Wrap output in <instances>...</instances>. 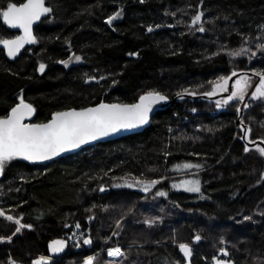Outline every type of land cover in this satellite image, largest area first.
I'll return each instance as SVG.
<instances>
[{
    "label": "trees",
    "instance_id": "trees-1",
    "mask_svg": "<svg viewBox=\"0 0 264 264\" xmlns=\"http://www.w3.org/2000/svg\"><path fill=\"white\" fill-rule=\"evenodd\" d=\"M7 2L0 0V7ZM46 4L53 11L36 26L37 43L14 60L7 59L0 47V116L19 102L21 92L36 109L35 122L47 121L56 111L101 101L133 103L151 89L169 98L181 93L183 99L158 111L141 132L44 165L20 159L8 163L0 179V207L32 228L0 242V264L11 258L30 264L77 222L87 230L84 239L91 237L93 242L65 257L81 259L101 250L117 221L113 243L123 246L125 258L137 264L189 263L172 243L195 247L190 245V264H215L213 257L230 264H264V155L256 148L244 151L236 102L222 109L216 107L217 99L200 97L211 91L218 77L234 70H264V53L257 49L264 43V0L202 4L201 0H46ZM121 9L122 16L107 24V17ZM199 10L204 13L205 32L196 30L199 24L190 27ZM149 26L152 32L147 31ZM15 35L0 17V38ZM241 46L255 56L249 60L248 55L230 57L222 51ZM131 52L139 56H130ZM73 53L83 58L81 63L69 67L59 63ZM40 63L47 66L44 73L38 71ZM89 77L105 79L87 84ZM183 89L197 95L186 96ZM217 109L221 110L213 114ZM241 118L251 129L249 140H264V102L254 104ZM178 163L202 167L178 170L174 167ZM196 171L200 193L173 187L182 174ZM128 173L148 180L165 178L148 192L115 187L116 178L111 177ZM102 183L107 192H99ZM147 200L156 206L170 202L192 214L144 228L133 222L134 211L127 214L138 201L147 207ZM245 216L252 219L244 220ZM16 227L14 221L0 217V236L12 235ZM197 234L199 242L194 241ZM94 257V264L109 261L104 249Z\"/></svg>",
    "mask_w": 264,
    "mask_h": 264
},
{
    "label": "snow or ice",
    "instance_id": "snow-or-ice-1",
    "mask_svg": "<svg viewBox=\"0 0 264 264\" xmlns=\"http://www.w3.org/2000/svg\"><path fill=\"white\" fill-rule=\"evenodd\" d=\"M143 2V0H141ZM203 0H201V4ZM53 9L46 4V0H24L22 3L12 2L8 0L6 6L0 7V17L3 22L12 27L22 30V35H17L11 39L0 38V45H2L7 55L11 58L17 57L21 49L26 44H34L38 42V38L33 33V25L35 22L40 21L41 17H46L47 14L52 13ZM123 9L115 12L113 15L107 17L106 23L111 25L114 20L121 17ZM175 16V13H171ZM203 11L198 12L192 17L191 26L199 24L196 29L199 32H205L206 29L203 26L202 17ZM155 27L159 28L160 25ZM148 32L153 31V27L147 28ZM257 49L264 53V43L258 44ZM226 51L230 57H240L248 55L249 60L255 56V53L250 49L241 46L237 50L222 49ZM220 53H214L219 55ZM130 56H139V52H131ZM81 56L73 53L69 56L68 60H61L59 63L67 66L73 60L81 61ZM44 63H40L38 71L44 73L46 69ZM238 73L234 70L230 76H221L217 78V81L212 82V89L209 92L202 93L201 95L212 97L221 93H229L226 97L216 101V107L221 108L229 104L230 101L243 102L245 97L249 95V89L253 87V77H258V82L255 83V90L250 93L252 100L264 101V70H252V75L247 72L240 74L238 78L232 84V90L229 92V81L233 77H237ZM96 77H89V80H95ZM101 80L105 77H100ZM117 81H113V84ZM183 93L195 96L196 92H190L188 89H183ZM181 99L183 95L177 93ZM169 97L159 90L151 89L141 94L135 103L120 104V103H104L101 101L95 106L84 107L80 109L71 108L65 111H56L51 114V119L45 123H26L27 119H30L36 112L35 107L28 103L23 96V92L19 96V102L15 104L10 111L3 116H0V175L4 174L5 167L11 161L17 158H23L27 161H45L51 160L54 157L59 156L61 153L71 151L80 148L82 145L88 144L92 141L98 140L102 137H106L115 134L121 130L133 129L141 127L147 124L150 120V114L154 105L161 102L168 101ZM250 105L244 104L245 108ZM193 111H196L193 109ZM240 109H237L239 112ZM171 130V129H170ZM251 132L248 128L245 131V136ZM243 138V137H242ZM256 144L255 141H250ZM256 149L264 155V147L256 144ZM245 152L250 149L245 146ZM168 155V153H166ZM202 167L199 164L193 165L191 163H184L183 165H176V169H191ZM160 183L159 180L144 181L136 178L133 183H128V187H143L145 192H148L150 188ZM173 187H184L189 192H201L200 181L184 180L179 184H173ZM105 189L100 188L103 192ZM157 195L165 196L166 192H159ZM0 217H4L8 221H14L17 227L12 235L4 237L0 236V242L5 240L11 241L12 237L17 233H20L23 228H32V225H25L21 223L22 217L17 218L13 215L6 214L4 208L0 207ZM94 217H89L93 219ZM250 216H245L244 220H251ZM160 217H155L145 221L146 224L152 226L157 221H160ZM120 226V222L117 221V227ZM66 227H70L66 225ZM81 225L79 222L75 224V228L79 229ZM118 235V233H113ZM75 238V234L73 237ZM110 239V238H109ZM199 234L194 236V241L199 242L201 240ZM91 237L83 240L84 244H92ZM67 239H54L48 244V248L53 254L62 253L67 247ZM180 251L185 258L192 256V248L188 243H180ZM220 252L224 255H228L226 248H221ZM107 255L109 257H125L126 253L119 247H112L107 249ZM52 256L41 255L37 259L32 261V264H50ZM97 258L94 256H88L84 260V264H94ZM215 264H230L227 260L218 259L213 257ZM11 264H17L15 260H12ZM107 264H119L116 260H110ZM176 264H179L177 261Z\"/></svg>",
    "mask_w": 264,
    "mask_h": 264
},
{
    "label": "rangeland",
    "instance_id": "rangeland-1",
    "mask_svg": "<svg viewBox=\"0 0 264 264\" xmlns=\"http://www.w3.org/2000/svg\"><path fill=\"white\" fill-rule=\"evenodd\" d=\"M79 56V55H78ZM68 60V59H67ZM82 62V60L81 61H75V60H73L71 63H69L67 66H65L64 64V66L65 67H69V66H71V65H76V64H79V63H81ZM255 80V78L253 77V81ZM255 90V89H254ZM253 90V91H254ZM224 97H226V96H224ZM224 97H221V98H219V99H217V100H220V99H222V98H224ZM230 102H236L237 104V109L239 108V109H241L242 108V110H243V114L241 115V116H244L245 115V113L254 105V104H257V103H261V102H264V101H259V100H252V98H251V95L249 96V98H247L246 99V101H243V102H240V101H238V100H236V101H230ZM229 102V103H230ZM245 103H248L250 106L248 107V108H245L244 107V104ZM222 108V107H221ZM224 108V107H223ZM222 108V109H223ZM218 110H221V109H217L216 111H214L213 112V114H215ZM237 113H239V112H237ZM238 125V124H237ZM238 127V126H237ZM238 130H239V127H238ZM184 163H178V164H175V166L176 165H183ZM174 166V167H175ZM179 170H184V169H179ZM196 173H199L198 171H196V172H188V173H184V174H182V176H181V178L177 181V182H175V184H179L181 181H184V180H195V179H198V177H196L195 175L193 176V174H196ZM179 175H181V174H179ZM179 175H177V176H179ZM185 175H187V176H185ZM112 179H114V178H116V182H115V184H114V186L115 187H120V185H125V186H127V184L128 183H133L134 181H135V179L136 178H139L140 180H144V181H151V180H148V179H146L144 176H142V175H135V174H133V175H131V174H124V175H122V176H119V177H116L115 175H113L112 177H111ZM165 177H163V178H161V179H158L160 182L164 179ZM110 179V178H109ZM101 187H103L105 190L103 191V192H107L108 190H109V188L106 186V184H104V183H102L101 185H100V187H99V192H101L100 191V188ZM127 188H131L132 190H135V189H138V190H140V191H144L143 190V187H128L127 186ZM177 189H180V190H184V191H186L185 190V188L184 187H176ZM103 192H101V193H103ZM189 192V191H188ZM150 193V192H149ZM144 199V197L140 200V201H142ZM145 199H149V198H145ZM150 199H152V198H150ZM140 201H138V202H136L134 205H133V207L134 208H132L128 213L129 214H127V216H129L133 211H134V213H136V217H134V223L135 224H137V225H142L144 228H146V227H149V225L148 224H146L145 223V221L146 220H148V219H152V218H155V217H160L161 218V220L160 221H157L156 223H154L153 225H155V224H162V222L165 220V219H172V218H177V217H179V216H181V215H188V216H190V214H192L190 211H186V210H184V211H182V209H180V208H178L177 206H175L174 204H172V203H170V202H168V203H163V204H157V206L155 205V202H154V200L152 201V202H150L149 200H147V202H148V205H147V207H144L143 206V204L142 203H140ZM177 211V212H176ZM133 213V214H134ZM20 218V217H19ZM125 218V217H124ZM123 218V219H124ZM123 219H121V220H123ZM88 222H89V220H88ZM152 225V226H153ZM117 227V226H116ZM116 227L110 232V234H109V237H108V239H107V241L104 243V245L101 247V251L104 249V251L105 252H107V248L108 247H116V246H119L123 251H124V247L123 246H121V245H119V244H116V243H113V241L117 238V235H113V233H117V230H116ZM110 238V239H109ZM173 245H175V246H177L178 247V245L180 244V243H172ZM189 245H191L192 246V248H195L192 244H189ZM130 246V245H129ZM129 246H127L129 249H130V247ZM194 250V249H193ZM125 252V251H124ZM39 255H44V254H38V255H36V256H34V258H33V260H35V259H37L38 257H39ZM106 257H107V255H106ZM128 258V257H127ZM127 258H125V257H119L116 261H118V262H122L121 264H137V261H133V260H130L129 258L127 259ZM12 260H14V259H10L9 261H8V263L7 264H11V262H12ZM32 260V261H33ZM107 260H109L110 261V259H108V257H107ZM123 260V261H122ZM223 260V259H222ZM32 261H31V263L30 264H32ZM17 262V264H22V263H19L18 261H16ZM50 264H53V263H50ZM55 264H76V262H66V261H59L58 263H55ZM184 264H189V263H184Z\"/></svg>",
    "mask_w": 264,
    "mask_h": 264
},
{
    "label": "water",
    "instance_id": "water-1",
    "mask_svg": "<svg viewBox=\"0 0 264 264\" xmlns=\"http://www.w3.org/2000/svg\"><path fill=\"white\" fill-rule=\"evenodd\" d=\"M23 2H24V1H23ZM199 12H200V10H199ZM47 16H48V14L46 15V17H47ZM44 18H45V17H41V20H40V21H37V22L34 23V25H33V33H34V30H35L36 26H37V25H38V24H39ZM7 26H8V25H7ZM8 27H9L10 29H12L13 31L17 32V35H22V30H21V29H19V28H12V27H10V26H8ZM17 35H15V36H17ZM34 35H35V34H34ZM15 36H14V37H15ZM14 37H11V38H14ZM11 38H7V39H11ZM31 45H32V44H26V45L24 46V48L21 49V51H20V53L17 55V57H18L21 53H23V51H24L26 48L30 47ZM0 47L3 49L4 54H5V56L7 57V59H9V60H14V59L17 58V57H15V58H11V57H9V56L7 55V51H6V49H5L2 45H0ZM237 73H238V76H239L240 74H243V73H245V72H237ZM247 73H248L249 75H252L251 72H247ZM238 76H237V77H233L232 80L229 81V92L232 90V84H233L234 81L238 78ZM254 78H255V80H254V83H253V87L249 89V95L245 97V100H244V101H246V99L249 98L250 93L255 89V83L258 82V79H259V78H258V77H254ZM98 82H100V79H95V80H89V79H87V80H86V83H87V84H89V83H98ZM228 94H229V93H221V94H217L216 96H212V97H208V96H204V95H202V96H200V97L208 98V99H218V98H221V97L227 96ZM186 96H189V94H186ZM179 97H180V96H176V97H174V98H169L168 101H166V102H161V103H159V104H157V105H154L153 110H152V112H151V114H150V120H149V122H148L147 124L141 126V127L133 128V129H127V130H121V131H119V132H117V133H115V134H112V135H109V136H106V137H102V138H100V139H98V140H95V141H92V142H90V143H88V144L82 145V146H81L80 148H78V149H74V150H71V151H67V152L61 153L59 156L54 157V158L51 159V160L32 162V161L24 160L23 158H17V159H20V160H22L23 162L28 163V164H31V165H33V164H41V165H44V164H47V163L53 162V161H55V160H57V159H59V158L66 157V156H69V155H71V154H75V153L79 152L80 150H82V149H84V148H87V147H90V146H92V145H95V144H98V143H101V142H106V141L115 140V139L121 138V137H123V136H127V135H130V134H134V133L141 132V131H143L145 128H147V127L150 125L153 116H154L158 111H161V110L165 109V108L168 107L173 101L178 100ZM137 100H138V99H137ZM137 100H136L135 102H137ZM27 102H28V101H27ZM135 102H133V103H135ZM28 103H29V102H28ZM104 103H108V104H112V103L131 104V103H121V102H104ZM243 103H244V102H243ZM95 105H96V104H95ZM95 105H91V106H95ZM14 106H15V105H14ZM14 106H13V107H14ZM87 107H90V106H87ZM82 108H84V107H82ZM69 109H71V108H69ZM76 109H80V108H76ZM65 110H68V109H65ZM65 110H61V111H65ZM9 111H10V110H9ZM242 114H243V110H242V108H241L240 111H239V117L237 118L236 123L240 126V128H241V130H242V133H241V139H242V141L245 143V145H247L248 148H256V144H259L261 147H264V140H261V139L253 140V141L256 142V144H253V143L250 142L251 140H249L248 135L245 136V131L248 129V125L245 124V123H243L242 118H241V115H242ZM35 115H36V112L34 113V115H33L30 119H27L25 122H26V123H45V122H47L49 119H51V117H50V118H49L47 121H45V122H35V121H34ZM242 137H243V138H242ZM1 178H2V175H0V179H1ZM56 239H64V238H56ZM53 240H54V239H53ZM51 241H52V240H51ZM49 243H50V242H49ZM49 243H48V244H49ZM47 250H48V255L57 258V257H62V256L66 253V251H67V247L64 249V251H63L62 253H58V254H53V253H51V251L49 250L48 247H47Z\"/></svg>",
    "mask_w": 264,
    "mask_h": 264
},
{
    "label": "built area",
    "instance_id": "built-area-1",
    "mask_svg": "<svg viewBox=\"0 0 264 264\" xmlns=\"http://www.w3.org/2000/svg\"><path fill=\"white\" fill-rule=\"evenodd\" d=\"M194 108H191L190 111L191 112H195L193 111ZM239 127V126H238ZM87 233V230L80 227L79 229L75 228V226L70 229L66 234H65V237H63L64 239H67L68 243H67V251L66 253L62 256V257H52V261L50 263H57L61 260L63 261H66V262H76V264H84V260L88 257V256H95L98 252H100L101 250H99L98 252H95V253H92V254H89L81 259H73V258H70V257H65L67 254H69L71 251L72 252H76V251H79L81 248H82V245H83V240H84V237ZM73 234H75V238H72L73 237ZM108 248H112V247H108ZM107 248V249H108ZM45 256H50L47 254H44ZM106 255H107V252H106ZM41 255H39L40 257ZM108 259L110 260H117L119 257H116V258H113V257H109L107 255ZM16 261V260H15ZM20 263V262H19ZM23 264V263H22Z\"/></svg>",
    "mask_w": 264,
    "mask_h": 264
},
{
    "label": "flooded vegetation",
    "instance_id": "flooded-vegetation-1",
    "mask_svg": "<svg viewBox=\"0 0 264 264\" xmlns=\"http://www.w3.org/2000/svg\"><path fill=\"white\" fill-rule=\"evenodd\" d=\"M16 35H17V32H16ZM254 83V82H253Z\"/></svg>",
    "mask_w": 264,
    "mask_h": 264
}]
</instances>
